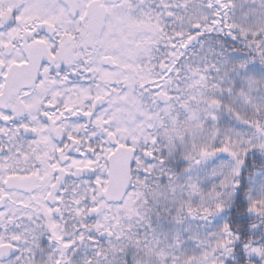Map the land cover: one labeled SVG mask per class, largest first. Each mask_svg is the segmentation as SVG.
I'll use <instances>...</instances> for the list:
<instances>
[{
	"label": "snow or ice",
	"instance_id": "1",
	"mask_svg": "<svg viewBox=\"0 0 264 264\" xmlns=\"http://www.w3.org/2000/svg\"><path fill=\"white\" fill-rule=\"evenodd\" d=\"M0 264H264V0H0Z\"/></svg>",
	"mask_w": 264,
	"mask_h": 264
}]
</instances>
